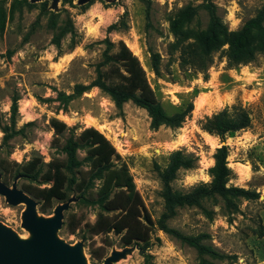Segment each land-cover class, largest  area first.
Returning a JSON list of instances; mask_svg holds the SVG:
<instances>
[{"label":"rangeland","instance_id":"rangeland-1","mask_svg":"<svg viewBox=\"0 0 264 264\" xmlns=\"http://www.w3.org/2000/svg\"><path fill=\"white\" fill-rule=\"evenodd\" d=\"M263 4L264 0H0V182L22 191L36 187L38 179L16 172L19 165L35 158L47 163L53 156L63 157L60 148L68 132L55 135L50 119L64 122L76 133L92 126L126 164L151 224L147 246L123 245L120 235L112 231L93 233L91 225L102 214L100 207L69 193L67 199L73 200L63 211L56 234L70 245L79 244L87 264H103L113 252L120 255L112 264H264V55L229 66L223 45L212 54L204 78L203 73L179 64L170 27L179 11L189 6L195 14L188 28L204 29L209 8L228 30H237ZM68 19L72 31L55 43V32ZM107 40L114 44L122 40L138 58L152 97L167 114L193 97V109L181 126L153 127L147 112L131 102L119 112L97 87L65 107L60 104L57 91L69 94L75 83L88 84L95 78ZM154 55L158 74L153 70ZM13 98H17L14 110ZM232 105L248 112L250 125L220 141L202 124L206 116ZM223 144L231 169L228 184L255 191L258 198L240 199L232 212L220 198H208L201 207L178 209L166 221L183 234H206L203 242L226 255L212 259L159 229L163 201L158 170L173 150L194 155L195 166L178 170L172 181L174 189L187 191L210 180L213 153ZM86 164L82 163L83 171L88 169ZM25 193L35 200L40 218L50 217L61 203L40 211L38 200ZM25 207L24 203L11 205L0 195V222L19 238L31 234L22 225Z\"/></svg>","mask_w":264,"mask_h":264},{"label":"trees","instance_id":"trees-1","mask_svg":"<svg viewBox=\"0 0 264 264\" xmlns=\"http://www.w3.org/2000/svg\"><path fill=\"white\" fill-rule=\"evenodd\" d=\"M62 1L66 3L70 0ZM207 12L208 22L201 30L188 28L195 14V9L189 6L179 11L177 19L171 20L170 27L175 38L173 46L179 51L181 66L201 72L205 78L212 54L223 45L227 46L225 56L229 66L248 63L257 54L264 55V4L237 30H228L214 10L207 8ZM52 23L55 24L54 21ZM69 31H72V24L69 19L64 20L55 32L53 41L58 43ZM152 59L153 70L158 74L157 56L154 55ZM92 87H97L107 95L119 112L127 102L143 108L153 127H179L193 109V97H190L176 112L167 114L161 103L152 97L138 58L122 40L115 44L106 41L103 58L97 64L96 76L91 82L75 83L69 94L57 91L56 99L65 107L74 97ZM16 99H12V110L16 108ZM49 125L55 135L68 132L60 148L63 157L53 156L47 163L35 158L19 165L16 171L27 178L38 179L36 187L23 189L38 200L39 210L44 211L66 200L69 193H76L87 204L97 205L102 211L91 225L93 233L112 231L120 235L123 245L143 243L142 247L147 246L151 220L144 212L126 164L110 141L92 126L76 133L75 128L55 118L50 119ZM249 125L248 112L232 105L206 116L202 128L223 141L227 134ZM81 151L84 152L83 158L79 157ZM227 155L226 145L217 147L213 153V164L208 169L210 180L200 182L187 191L174 189L172 181L178 170L195 166L197 158L194 155L181 149L173 150L168 155L166 165L158 170L163 201V211L157 221L159 229L193 247L199 255L212 259H223L226 255L203 242L206 234H183L168 227L166 221L174 217L178 209L201 207L208 198H220L223 207L229 212L237 210L240 199L258 198L255 191L228 184L231 169L227 164ZM84 161L88 167L86 171L81 169Z\"/></svg>","mask_w":264,"mask_h":264},{"label":"water","instance_id":"water-1","mask_svg":"<svg viewBox=\"0 0 264 264\" xmlns=\"http://www.w3.org/2000/svg\"><path fill=\"white\" fill-rule=\"evenodd\" d=\"M0 195L11 205L25 204L22 225L31 233L19 238L0 222V264H87L79 244L70 245L56 234L62 225L63 211L73 198L57 204L50 217L40 218L35 213V200L14 184L9 188L0 182ZM119 255L113 252L103 264H112Z\"/></svg>","mask_w":264,"mask_h":264}]
</instances>
